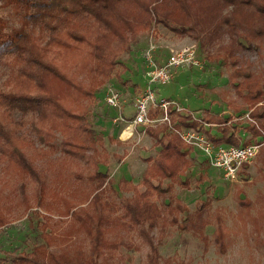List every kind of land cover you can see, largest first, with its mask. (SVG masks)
<instances>
[{
	"label": "rangeland",
	"instance_id": "1",
	"mask_svg": "<svg viewBox=\"0 0 264 264\" xmlns=\"http://www.w3.org/2000/svg\"><path fill=\"white\" fill-rule=\"evenodd\" d=\"M1 3L0 0V15L8 19L10 26L17 25V17ZM206 37V33L182 35L158 24L130 36L128 43H116L119 55L114 71L98 86L94 101L84 100L89 106V119L94 129L104 137L97 146L99 155L95 158L92 149L86 159L65 156L61 151L63 137L60 134L51 147L39 144L36 136L28 133L38 147L31 155L45 176L46 186L44 192H39L29 179L8 173L4 164H0V189L5 188L0 206L8 218V223L0 228V264H15L19 255L31 253L44 242L41 236L44 232L56 238L51 247L56 253L73 252L79 247L89 251V239L84 231L78 230L81 222L72 213L96 212L99 208L110 219L107 242L116 246L108 249L105 257L113 264H147L151 246L143 238L142 228L125 216L124 205L134 192L121 189L120 182L125 179L143 191V172L150 164L149 159L155 158L161 150L146 132L150 126L132 124L137 99L149 87L155 89L158 98L172 101L181 108L180 113H190L198 121L212 116L228 119L227 124L235 128L240 145L259 143L260 150L264 147V139L252 137L248 130L251 119L246 100L249 80L255 76L264 77V41L239 48L237 43H231L227 34L212 42ZM192 44L198 46L199 65H183L172 70L168 82L151 83L150 73L155 66L167 63L172 50ZM152 45L155 48L147 58ZM8 74V67L0 65V84ZM248 75L252 77L247 78ZM79 77L89 80L86 73ZM233 83L244 86L236 88ZM108 86V93L117 91L120 94L118 107L107 103L108 95L99 99ZM152 110L155 113L157 109ZM14 116L19 118L21 113L15 112ZM120 116L127 122H116ZM152 117L162 118L160 110ZM171 117V124L159 121L158 128L189 136L192 141L189 144L191 166L183 176L189 186L176 184L172 190L189 211L170 213L161 197L154 198L159 208H163V215L156 228L145 229L158 246L162 261L264 264V179L260 151L236 177L229 176L213 163L215 153L210 154L201 139L210 141L207 136L201 131L178 128L173 120L176 115L171 114ZM128 125H132L131 129L123 135ZM204 127L214 137L222 136L217 124L204 123ZM130 132L133 135L126 138ZM95 159L99 162V172L107 176L103 182L100 177L90 180L95 172ZM22 182L27 185L25 193L20 191ZM168 183L165 181V185ZM96 194L99 207L93 200ZM204 202L208 203L199 212L202 216L197 221V206ZM187 214L190 216L185 220ZM219 224L223 229L220 238L215 233Z\"/></svg>",
	"mask_w": 264,
	"mask_h": 264
},
{
	"label": "trees",
	"instance_id": "2",
	"mask_svg": "<svg viewBox=\"0 0 264 264\" xmlns=\"http://www.w3.org/2000/svg\"><path fill=\"white\" fill-rule=\"evenodd\" d=\"M1 1L17 17V25L10 26L8 19L0 15V65L9 69L7 78L0 84V164H4L8 173L29 179L39 192H44L46 179L31 155L38 147L28 133L34 134L39 144L51 147L60 134L61 151L72 159H86L91 149L94 158L99 155L97 146L104 137L94 129L84 100L94 101L98 86L114 71L119 55L116 43H128L130 36L158 24L182 35L206 33L211 42L227 34L239 48L264 41V0ZM84 73L89 80L79 77ZM246 86L251 119L248 130L252 137L264 139V77L255 76ZM173 106L170 112L176 115L173 120L178 128L201 131L215 145L222 142L240 145L235 128L227 124L228 119L212 116L198 121L190 113L177 112ZM15 112H20L21 117L16 118ZM158 113L159 109L155 113L152 110V116ZM204 123L217 124L221 138L214 137ZM146 132L161 150L149 159L150 164L143 172V191L125 179L120 182L121 189L134 192L124 205L125 216L142 228L143 238L151 246L147 264H173L172 259L162 261L158 246L145 228H156L163 215L155 197L163 199L170 213H188L187 205L172 190L176 184L189 186L183 176L191 166V147L180 134L166 128L150 126ZM260 159L264 179V147ZM247 166L244 164L243 168ZM99 177L102 182L107 179L99 172V162L95 159V172L90 180ZM167 180L169 183L165 185ZM200 181L204 180L200 178ZM26 187L22 182L20 191L25 193ZM4 191L5 188L0 189V203ZM93 200L99 207L98 194ZM206 203L197 206V214ZM72 214L81 222L78 230L84 231L89 239V251L79 247L73 252L56 253L51 250L56 238L44 232L41 235L44 242L31 253L19 255L15 264H113L105 257L108 249L116 248L106 239L111 228L109 217L101 208L96 212ZM201 216L199 213L197 221ZM7 223L0 206V228ZM220 226L215 231L218 238L223 234Z\"/></svg>",
	"mask_w": 264,
	"mask_h": 264
},
{
	"label": "built area",
	"instance_id": "3",
	"mask_svg": "<svg viewBox=\"0 0 264 264\" xmlns=\"http://www.w3.org/2000/svg\"><path fill=\"white\" fill-rule=\"evenodd\" d=\"M155 45H152L151 49L147 54H152ZM149 60V59H147ZM201 60H199L198 46L197 44L183 46L178 49L171 51L168 57L167 63L161 66H155L151 75V83L157 82H168L172 77V70L178 67H181L186 64H195L199 65ZM107 103L110 106L118 107L120 105V94L117 91H110L106 99ZM174 105L172 101H169L165 98H158L155 89L149 87L144 93L137 99L136 112L133 119V125L144 124L148 126H155L159 121L166 122L171 124V112L170 107ZM177 112H181V108L176 107ZM152 109H159L162 115V118L157 119L152 117ZM115 121L127 122L124 117H118ZM132 126V125H131ZM131 126L128 125L123 131V135L127 133V130L131 129ZM179 133V132H178ZM181 134V133H179ZM192 137L195 136L194 133ZM133 135V132H130L126 138H130ZM182 136V135H181ZM184 140L191 144V137L182 136ZM204 143L207 144V151L212 154L215 153L213 163L217 166L223 168L227 175L236 177L237 173L243 167L244 164L250 163L259 153L261 144L259 143H250L245 145H231V146H222L215 145L214 143L201 138Z\"/></svg>",
	"mask_w": 264,
	"mask_h": 264
},
{
	"label": "crops",
	"instance_id": "4",
	"mask_svg": "<svg viewBox=\"0 0 264 264\" xmlns=\"http://www.w3.org/2000/svg\"><path fill=\"white\" fill-rule=\"evenodd\" d=\"M110 86V85H109ZM109 86L108 87H106V88H104V90H105V92H101L100 93V96L101 97H99V99L101 100V99H103L104 97V95L106 96V95H108L109 93ZM152 127V126H151ZM154 128H158V125H155V126H153ZM152 137V136H151ZM153 138V137H152ZM221 138V137H220ZM154 139V138H153ZM155 140V139H154ZM219 145H222V146H231L232 144H229V143H224V142H222V143H220Z\"/></svg>",
	"mask_w": 264,
	"mask_h": 264
}]
</instances>
